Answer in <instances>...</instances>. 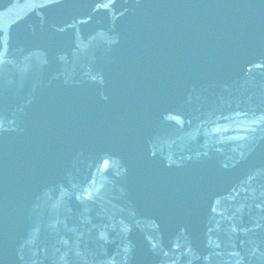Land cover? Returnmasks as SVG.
Returning <instances> with one entry per match:
<instances>
[{
    "label": "water",
    "instance_id": "obj_1",
    "mask_svg": "<svg viewBox=\"0 0 264 264\" xmlns=\"http://www.w3.org/2000/svg\"><path fill=\"white\" fill-rule=\"evenodd\" d=\"M0 264H264V0H0Z\"/></svg>",
    "mask_w": 264,
    "mask_h": 264
}]
</instances>
